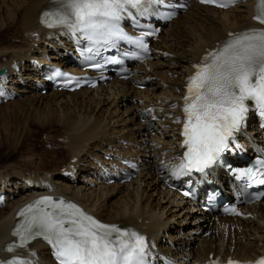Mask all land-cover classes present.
I'll list each match as a JSON object with an SVG mask.
<instances>
[{
	"label": "bare ground",
	"instance_id": "bare-ground-1",
	"mask_svg": "<svg viewBox=\"0 0 264 264\" xmlns=\"http://www.w3.org/2000/svg\"><path fill=\"white\" fill-rule=\"evenodd\" d=\"M52 1L0 0V70L5 69L10 88L22 95L10 103L17 105L36 98L37 103L46 104L41 116L45 126L67 130L55 136L66 151L64 162L52 164L51 160L47 172L42 168L32 171L30 165L31 171L0 172V190L7 193L10 202L0 208V259L11 257L7 251L12 247L9 243L14 236L16 209L49 192L67 198L103 223L148 235L151 243L183 264L217 257L255 260L263 256L264 204L253 207V218L246 221L234 218L215 222L182 207L180 197L168 190L157 175L162 159L180 152V99L194 65L208 50L228 40L230 33L264 28L254 19L256 3L247 0L227 11L194 3L164 29L155 44L160 54L139 67L137 77L96 90L51 92L44 97L34 86L39 64L65 65L73 51L66 32L50 31L41 24V16ZM52 133L46 134L49 139ZM106 157L141 160L142 172L130 183H101L98 170L108 172L113 169L111 165L117 164L106 161ZM77 176L84 181L78 182ZM116 199V206L105 202ZM173 221L180 223L176 224L178 229L170 225L175 224ZM189 226L202 236L194 239L200 241L198 245L195 241L189 243L183 235ZM246 229L252 233H246ZM163 239L167 241L161 242ZM16 256L30 264H53L49 246L41 241L18 251Z\"/></svg>",
	"mask_w": 264,
	"mask_h": 264
},
{
	"label": "snow or ice",
	"instance_id": "snow-or-ice-1",
	"mask_svg": "<svg viewBox=\"0 0 264 264\" xmlns=\"http://www.w3.org/2000/svg\"><path fill=\"white\" fill-rule=\"evenodd\" d=\"M57 2L60 8L45 11L42 22L47 27L66 28L73 35L79 33L91 45L87 51L95 49L98 52L125 41L146 52L145 36H153L156 31L153 29L144 36L134 37L124 31L120 21L130 14L129 9L147 11L141 6L164 0ZM165 18L170 19L171 14ZM254 19L264 24V0H258ZM194 68V75L188 79L183 107L182 136L186 151L172 169L174 176L203 172L220 158L245 121L248 101H252L264 117V28L230 33L228 40L210 51ZM62 75L66 74L55 70L54 76ZM239 175L255 177L256 172L249 169ZM261 175L264 176V172ZM256 182L264 184V178ZM18 216L22 220L14 235L19 242L13 247H26L31 240L42 237L52 247L58 264H150L146 237L130 228L103 223L63 198L42 197L25 206ZM13 247L8 250L12 251ZM7 264L30 262L17 258ZM257 264H264V258Z\"/></svg>",
	"mask_w": 264,
	"mask_h": 264
},
{
	"label": "rangeland",
	"instance_id": "rangeland-1",
	"mask_svg": "<svg viewBox=\"0 0 264 264\" xmlns=\"http://www.w3.org/2000/svg\"><path fill=\"white\" fill-rule=\"evenodd\" d=\"M197 21H200V20L198 19ZM6 26L8 27L11 25L7 23ZM4 39H6V37H4ZM48 94L43 95V96L46 97L48 96ZM36 100H37L36 98H31L27 102L21 101L20 104H17V105L15 103L13 104L10 103L9 105L5 104L3 106H0V172L1 173L2 172L4 173L6 169H7L6 172L8 173H12L13 170L17 172L19 171L24 172L27 168H28L27 170L29 171L31 170L41 171V168L42 170L48 169L47 171H49V169L51 168L50 165L56 162H61L63 161V159L64 161L66 160V155L64 154V152L66 151L62 147H60L59 141H55L57 140L55 136L57 133H59L60 136H62V132H67V130L66 129L63 130L62 128H59L57 126H51V127L48 125L45 126L43 121H41L44 118L41 116H43L44 115L43 113L46 112L44 111L46 104H42L41 102L37 103ZM51 101L53 100L51 99ZM53 109L56 111V107H53ZM122 109H124L123 111L125 112V108H122ZM120 112H121V109H120ZM39 122L41 123L40 125H39ZM47 133H52L50 134V136H52L53 138L49 139L48 138L49 136L46 135ZM60 136H57V137H60ZM51 160L53 161L52 164H51ZM32 163H35V164H32ZM42 163H44V165ZM29 165L31 167V170L29 169L30 168ZM42 165L44 166V168ZM47 171L45 170V172ZM77 178H78V182L80 181L83 182L85 179V178L83 179L82 176L81 177L77 176ZM110 186H113V185H110ZM105 202H109V205H113V206H116L118 204L117 199H116V202H114V200H111V201L108 200ZM178 221H180V219ZM177 223L178 222H176L175 224H170V225L178 229L179 226L176 225ZM187 228L188 229L184 230L185 234L183 235L187 237L185 239L188 240L189 243H192V241H195L194 240L195 238L198 239L202 237L199 234H195L194 232L195 229H193V227L189 226ZM191 229H193V231L189 232V230ZM246 230H245L246 233H252L251 230L249 229H246ZM205 235H208V234H206L205 232ZM163 241L165 242L166 239H163ZM195 242H196V245L200 243V241L198 240H196Z\"/></svg>",
	"mask_w": 264,
	"mask_h": 264
}]
</instances>
